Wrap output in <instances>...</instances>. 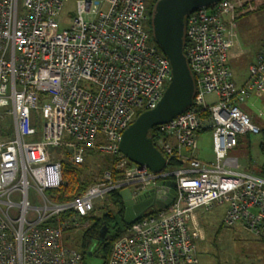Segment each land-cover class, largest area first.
Returning <instances> with one entry per match:
<instances>
[{
    "label": "built area",
    "instance_id": "2783aa9c",
    "mask_svg": "<svg viewBox=\"0 0 264 264\" xmlns=\"http://www.w3.org/2000/svg\"><path fill=\"white\" fill-rule=\"evenodd\" d=\"M147 1L77 0L70 28L52 34L67 0H0V264H83L65 233L123 190L153 206L115 240L107 264H201L197 212L216 204H226L224 227L264 239V177L228 156L240 136L261 133L239 106L264 94V46L243 86L229 63L238 33L225 17L243 0H220L186 17L195 95L188 110L155 127L166 168L155 173L120 152L124 131L157 107L172 75L145 29ZM205 132L210 162L196 156ZM89 152L111 157L113 166L73 200L55 202L49 193L63 184V161L82 165ZM171 190L172 203L161 208Z\"/></svg>",
    "mask_w": 264,
    "mask_h": 264
},
{
    "label": "rangeland",
    "instance_id": "374dc122",
    "mask_svg": "<svg viewBox=\"0 0 264 264\" xmlns=\"http://www.w3.org/2000/svg\"><path fill=\"white\" fill-rule=\"evenodd\" d=\"M77 0H67L60 17L57 19V26L51 31L52 34L70 28L73 18L76 13ZM106 10V6L103 7ZM243 21L239 22L242 34L245 36L247 45L238 46L241 53L236 57V61L245 69L249 57H251L254 50L252 45L260 43L264 38V11L249 12L247 15L241 17ZM145 29L150 33L151 28L146 24ZM236 42V47H237ZM235 49V48H234ZM247 53L244 54V52ZM232 65V63H231ZM233 66V65H232ZM234 68V66H233ZM253 98V97H252ZM240 109L253 117L256 125L263 131L257 135H242L239 138V145L228 152L229 157L238 158L243 170L253 175L260 176V169L264 165V108L262 101L249 100L246 104H240ZM7 109H1L5 112ZM4 131L7 130L5 121L1 123ZM40 138V135L36 136ZM7 135L3 137L6 139ZM198 159L210 162L214 161V153L212 148L211 133L205 132L200 135L198 139V152L196 154ZM100 154L94 152L89 154L87 161L95 164L104 162ZM92 167L87 173L92 171ZM95 167V165H94ZM32 193L30 194V196ZM95 212L96 217H102L108 212L116 214L118 209L112 206V203L103 201L98 206ZM226 211L225 205L216 204L209 211L199 210L197 212L198 221L205 233V240L199 243V259L201 264H264V239H259L241 228L230 229L223 225V216ZM88 227V223L83 224L82 228L76 229L75 232H66L65 235L71 237L78 236L83 229ZM84 264H104V261L91 253H88L84 259Z\"/></svg>",
    "mask_w": 264,
    "mask_h": 264
},
{
    "label": "water",
    "instance_id": "95a60500",
    "mask_svg": "<svg viewBox=\"0 0 264 264\" xmlns=\"http://www.w3.org/2000/svg\"><path fill=\"white\" fill-rule=\"evenodd\" d=\"M219 0H159L152 13V35L155 43L169 59L172 75L168 87L157 107L141 113L124 131L120 142V152L132 163L145 166L155 173L166 168V160L154 146L149 137L150 130L165 124L188 110L194 101L195 81L187 56L185 54V20L192 12L210 7ZM173 188V182L165 183ZM162 195H165L162 193ZM125 205V223L138 220L149 207L152 200L135 203L128 190L120 192ZM174 191L171 190L159 201L161 208L172 203ZM107 227L104 226L101 237H105Z\"/></svg>",
    "mask_w": 264,
    "mask_h": 264
},
{
    "label": "trees",
    "instance_id": "16d2710c",
    "mask_svg": "<svg viewBox=\"0 0 264 264\" xmlns=\"http://www.w3.org/2000/svg\"><path fill=\"white\" fill-rule=\"evenodd\" d=\"M158 1L159 0L147 1V10L149 16L148 25L150 28L152 13ZM150 35L152 42L155 43L152 32H150ZM140 114L141 113H139L137 117ZM155 131L156 128L154 127L149 133V137L152 139L153 143H155ZM262 131L263 130L261 129V132ZM91 153L94 152H89V154ZM103 158L105 161L99 165L95 163L92 165V163L88 162L87 159L82 165H74L72 162H70V160H64L62 166L63 184L59 190L50 192V197L57 203H66L81 195L87 190V188L98 181L106 169H109L113 166L114 160L111 157ZM90 165L93 166L92 171L87 173L86 171L89 170ZM171 165L172 164L170 163V166ZM260 174V176L264 177V165L260 169ZM105 201L112 203V206L118 209L116 214L108 212L102 217H96L95 212L98 210V207H96L94 212L89 217L83 219L85 224L88 223V227L86 229H83L77 237L74 235L72 237L71 235H65L66 244L75 248L82 254L83 264L88 253L99 256L104 261V264H107L113 243L121 236L125 228L129 225V223H125L124 221L126 209L120 196V192H111L108 197H106ZM68 216L69 214H64L60 216V219L63 220ZM48 224H50V222ZM104 226L107 227V233L102 239L101 233ZM67 232L75 231L69 230Z\"/></svg>",
    "mask_w": 264,
    "mask_h": 264
},
{
    "label": "crops",
    "instance_id": "0c3cea01",
    "mask_svg": "<svg viewBox=\"0 0 264 264\" xmlns=\"http://www.w3.org/2000/svg\"><path fill=\"white\" fill-rule=\"evenodd\" d=\"M264 11V0H243L242 3L238 6H236V8L234 9V11L229 14L228 16L225 17V21L226 23H230V22H234L235 23V29L238 33V37H237V47L235 45V49H233L230 54H229V63L233 72V77H234V81L238 86H243L244 84H246V82L249 79V75H248V68L250 66V64H252L254 62V60L256 59L257 54L259 53V51L263 48L264 46V38L262 39V41L260 43H257L256 45H252V49L254 50V53H252L251 57H249L247 66L244 65L245 69H243L241 67V64L239 62L236 61V57L238 55H240L243 51L239 50L238 53V46H246L250 45L249 43H246V39L245 36L242 34L240 26H239V22L243 21L242 19H240L241 17H243L244 15H247L249 12H262ZM245 47V48H246ZM248 51V47L246 48ZM247 51L244 52L247 53ZM243 54V53H242ZM234 68H233V66ZM255 101H262V103L264 102V94L257 96V95H253L252 96ZM250 98L249 100L253 99ZM208 101H214L215 100V96H208ZM249 102V101H248ZM253 118V117H252Z\"/></svg>",
    "mask_w": 264,
    "mask_h": 264
}]
</instances>
